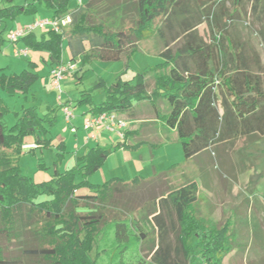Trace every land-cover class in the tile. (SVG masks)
<instances>
[{
    "label": "trees",
    "instance_id": "16d2710c",
    "mask_svg": "<svg viewBox=\"0 0 264 264\" xmlns=\"http://www.w3.org/2000/svg\"><path fill=\"white\" fill-rule=\"evenodd\" d=\"M71 1L26 0L15 4V0H2L6 6L0 8V51L9 31L7 23L19 16H36L39 8L60 22L70 18L67 30L60 25V32L49 30L41 36L32 32L17 41L29 51L46 53L50 70L63 63L65 39L67 45L72 41L77 44L72 57L78 55L84 65L87 58L119 61L126 51L131 54L136 46L156 36L162 46L158 54L162 63L152 69L151 93L146 90L147 75L138 73L132 80L117 78L108 86L101 80L96 83L104 92L101 103H94L91 89L82 92L74 105L86 107L90 115H123L132 111V99L162 98L169 110L157 117L177 133L185 162L218 144L253 135L264 137V70L248 65L244 45L225 30L227 21L245 17L247 5L256 16L262 13L261 0H224L218 2L222 6L219 12L210 10V0H88L70 7ZM103 1L107 6L101 10L97 4ZM225 2L230 3V10L224 9ZM204 20L210 26L209 43L195 31ZM35 68L28 62V68L19 74H6L0 69V89L9 95L26 94L39 79ZM79 70L76 67L74 73ZM7 113L0 99V264H20L17 256L6 253L10 245L21 246L28 238L37 247L21 249L22 253L38 258V264H97L90 257L93 244L98 238L107 239L110 233L113 240L106 251L107 264H123L122 257L131 248L146 247L148 235L138 231L132 237V217L121 219L111 204L121 190L144 184L159 194L140 208L154 230V238L147 245L150 264H193L195 260L222 264L231 252L233 224L228 219L217 224L199 215L196 182L169 188L161 180L174 166L155 176L153 183L139 177L129 182L113 178L102 186L87 182L111 153L140 149L139 143L132 147L125 143L128 132L123 143L91 148L76 158L72 169L60 172L55 167L48 181L34 183L21 173L19 159L25 146L32 151L50 145L44 123L51 128L56 116L41 118L34 108H28L12 127H7L3 122ZM27 137L34 138L35 148L25 142ZM62 144L59 149L63 151ZM59 157L60 163L64 152ZM154 186H164L165 191ZM80 189H87L88 194L78 195Z\"/></svg>",
    "mask_w": 264,
    "mask_h": 264
},
{
    "label": "rangeland",
    "instance_id": "374dc122",
    "mask_svg": "<svg viewBox=\"0 0 264 264\" xmlns=\"http://www.w3.org/2000/svg\"><path fill=\"white\" fill-rule=\"evenodd\" d=\"M25 1L15 0V4H23ZM87 1L83 0V4ZM221 1L224 0H210V10L219 12L222 8L220 6ZM261 4L264 5V0H261ZM76 5L75 0L70 2V7ZM4 6L6 4L0 0V8ZM106 6V1L97 4L101 10ZM223 7L225 10L231 9L229 2H225ZM245 10V17L227 21L225 30L234 41L244 45L248 65L252 69L262 71L264 70V9L257 16L253 13L251 5H247ZM43 12L44 9L39 8L36 16L43 17ZM16 20L20 22L23 17ZM13 23H7L8 29L12 27ZM61 26H63L62 28L65 27L66 30L68 29L67 24H61ZM209 27L207 20H204L195 29L198 36L206 43L211 42ZM47 31L45 30V32ZM37 35L40 36L39 31ZM180 42L181 40L176 42L173 47H177ZM161 47V42L154 36L136 46L133 53L128 54L129 51H126L121 59L116 62H101L87 58L83 65L81 57L75 58V65L80 70L78 73L76 71L74 74L67 75L63 80L64 82L62 81L60 101L58 100V92L54 91L48 82L47 66L41 61L38 62L39 66L35 68L39 79L26 94L9 95L0 89V99L8 108V113L3 118L7 127H12L22 111L28 108H34L41 118L46 115L48 117L56 116V122L51 128H49L48 123H44V127L49 129L45 138L50 141V145L47 148L37 146L32 151L27 149L22 152L19 159L21 173L34 183H42L51 178L55 167L60 172L72 169L76 160L72 151L75 138L71 135L70 127L65 125L61 119L60 106L71 103L68 101L74 102L80 98L82 92L91 89H93L94 103L99 104L104 100V92L96 87V83L102 80L108 86L113 83L114 79L129 81L138 73L147 75L146 90L151 93L154 86L152 69L162 63L158 56ZM35 53L40 52L29 51L27 58L12 57L10 53H6V57L13 58L14 63L18 64L16 69L14 67L7 69L6 74H19L22 70L27 69L28 62L33 59L32 55ZM62 58L64 60L71 58V52L67 47L63 50ZM256 60L259 65H257ZM1 65L3 64H0V67H4ZM42 79L45 84H43ZM131 101L135 108L133 112L135 118H125L127 120L126 133L128 132L129 142L132 144L139 143L140 149L125 153L121 151L111 153L102 166L87 177V182L91 185L102 186L113 178L123 179L125 182H129L135 177L150 179L174 166L175 169L168 173V182L165 180V184L172 188L190 181L196 182L199 197L196 208L201 217L210 219L206 215L213 212L207 209L209 205L212 207L213 203L216 207L218 206L219 210V215L215 216L216 221L218 216H223L227 209L230 212L235 209L237 216L236 223H233L235 226H233L232 250L223 258L222 264H264V137L253 135L245 139L218 144L189 162H185L177 133L175 130L166 127L157 117V115L163 116L168 113L169 108L166 101L162 98L140 102H135L132 99ZM71 108L73 112L78 109V107H72V104ZM136 120L143 122L136 124ZM134 124V127L139 128L137 135L130 133ZM110 138L111 143L105 139H100L99 142H90L89 147L85 149L86 153L96 146L104 148L123 143L113 134ZM25 142L34 144V138L27 137ZM61 143L66 144L67 150L65 148L63 151L59 149ZM62 152H64V159H61L59 163V154ZM83 153L81 151L78 157L86 154ZM55 163H57L56 166ZM163 178L164 176L161 180ZM161 180L159 184H162ZM148 185H140L133 190H121V193L116 196L111 204L113 208L118 210L116 214L121 216V219L132 217V222H129V232L132 237L138 231L148 235L147 245L154 238V230L150 220L144 217V211L140 212V208L153 197H159L157 192L152 193V189L148 188ZM154 188L161 192L165 191L164 186H158V188L154 186ZM77 194H88V190L80 189ZM42 199L43 197L40 198V200ZM249 205H251V210ZM112 240V233L105 240L96 239L90 253L91 259L96 260L97 264H107L106 251ZM192 243L194 245L193 241ZM147 245L141 250H138V247L131 248L123 255L122 263L150 264ZM36 247L37 243L28 238L26 243L21 246L10 245L6 254L17 256L20 259V264H38V258L25 256V253H22V250ZM194 248L195 253H197L198 250L196 247ZM193 264L201 263L199 260H195Z\"/></svg>",
    "mask_w": 264,
    "mask_h": 264
},
{
    "label": "built area",
    "instance_id": "2783aa9c",
    "mask_svg": "<svg viewBox=\"0 0 264 264\" xmlns=\"http://www.w3.org/2000/svg\"><path fill=\"white\" fill-rule=\"evenodd\" d=\"M78 6L83 4V0H75ZM70 22L69 16H67L61 22L57 19H38L31 24L15 27L7 35V41L15 44L19 39L24 36L40 30H52L60 32V25L68 24ZM28 49L21 48L15 49L14 54L26 58L28 56ZM76 70L74 63H61L55 66L49 72V80L52 89L58 92V100H61V83L67 75L73 74ZM64 121L67 126L70 127L72 133L76 132V129L72 125L75 118L71 105L63 104L60 106ZM82 130L86 133V143L89 141H96L99 133L113 134L118 140L123 141L127 131V120L121 115L115 112H105L98 115H90L83 120Z\"/></svg>",
    "mask_w": 264,
    "mask_h": 264
},
{
    "label": "crops",
    "instance_id": "0c3cea01",
    "mask_svg": "<svg viewBox=\"0 0 264 264\" xmlns=\"http://www.w3.org/2000/svg\"><path fill=\"white\" fill-rule=\"evenodd\" d=\"M76 2V1H75ZM43 17H41V18H39V17H37V16H19V17H23V20L22 21H20V22H17V20L16 19H18L19 17H17L16 19H15V21H14V23L12 24V27L9 29V31L6 33V43L4 44V46L1 48V52L0 53H2V54H4V55H2V54H0V64H3V65H1V66H4V67H0V69H4V72L6 73V70L7 69H9V68H13L14 67V69H16L17 67H18V64L15 62L14 63V59L13 58H8V57H6V53H10L11 54V56L12 57H20V56H17V55H15L14 54V51H15V49H21V48H24L23 46H22V44H19V43H15V44H12V43H10V42H8L7 41V35H8V33L11 31V30H13L15 27H21V26H25V25H28V24H31L33 21H35V20H38V19H50V14L47 12V11H45L44 10V12H43ZM40 32V36L41 35H46V33L49 31H47V32H45V31H40V30H37V31H34V34L36 35V36H38L37 35V32ZM67 43H68V41H67V39H65L64 40V42H63V50H64V48L65 47H67V49H69L70 50V52H71V58H70V60H64L63 58H62V62L63 63H67V62H74L75 63V58H77L78 57V55L76 56V57H72L73 56V50H75V49H77V44L74 42V41H72V42H70V45H67ZM28 52H29V50H28ZM28 55H29V53H28ZM28 57V56H27ZM26 57V58H27ZM32 58L33 59H31V61H29L30 63H33L36 67H38L39 66V64H38V62H43V64L44 65H46L47 66V74H48V76H49V62H48V55L46 54V53H35V54H33L32 55ZM72 58H74V59H72ZM25 70V69H24ZM23 71V70H22ZM9 74H11V73H9ZM14 74H16V73H14ZM39 76V75H38ZM116 79H114V81H115ZM113 81V82H114ZM42 82H43V84H45V81H43V79H42ZM48 82H49V84H50V80L48 79ZM64 82V81H63ZM51 86V85H50ZM52 88V87H51ZM68 102H71V103H69V104H72V107H76L75 105H74V103H73V101H68ZM134 107H133V109H132V111L131 112H129V113H125V114H123V115H121L122 117H124V118H135V114H133V112H134ZM87 108L86 107H83V108H78V109H76V111H74V116H75V118H74V120H73V122H72V125L74 126V128L76 129V132L75 133H72L71 132V135L72 136H74V138H75V141H74V144H73V146H72V151L74 152V156L77 158L78 156H79V153L82 151V152H84L83 154H85L86 153V151H85V149H87L88 147H89V144H90V142H99L100 141V139H105V141H111V138H110V134H107V133H99L98 134V138H97V140L96 141H89L88 143H86V133L82 130V123H83V120L88 116V113H87ZM60 113H61V119H62V121H63V123L65 124V121H64V116H63V113H62V110H61V108H60ZM141 122H143V121H135V123L137 124H139V123H141ZM66 125V124H65ZM135 126V124L134 125H132V128H131V130H130V133H133V134H136L137 135V133H138V131H139V128H137V127H134ZM135 135V136H136ZM129 137H132V136H129ZM129 140H130V138H126V141H125V143L128 145V146H134V145H136L137 143H134V144H132V143H130L129 142ZM136 142H138V141H136ZM111 143V142H110ZM28 144V146H30V147H32V148H35L34 147V144H31V143H27ZM64 144V148H65V150H67V146H66V144L65 143H63ZM27 146H25L24 147V150L23 151H25V150H27V148H26ZM31 148V149H32ZM30 150V149H29ZM119 151H121V152H123V153H125V152H127V151H133V150H125V149H121V150H119ZM119 151H117L116 153H119ZM142 151V150H141ZM141 151H139V152H141ZM131 154H133V152H131ZM161 174H163V173H161ZM161 174H156V175H154L153 177H151L150 179H145V177H142V179L143 180H145V181H149V182H151V183H153L154 182V179H156L155 178V176H157V175H161ZM127 178H129V177H127ZM147 178V177H146ZM149 178V177H148ZM121 180H123V179H121ZM127 180V179H126ZM129 180V179H128ZM167 181L168 182V180H167V177H164L163 178V181ZM124 181V180H123ZM169 187H171L170 185H169ZM209 208L207 209L208 211H210V212H213V213H207V215H206V217H208V218H210V220H212L213 222H215V223H217V224H219L220 222H222V221H224V220H226V219H228V220H230L231 222H232V224L233 223H236V213H235V209H234V211H233V213H231L230 211H229V209H227L226 210V212H224V214H223V216H218V218H217V221L215 220V216H217V215H219L218 213V206L216 207V205L213 203L212 204V207H211V205H209L208 206ZM251 208V205H249V209ZM249 209H247L249 212H251ZM230 212V213H229ZM233 226H235V224H233Z\"/></svg>",
    "mask_w": 264,
    "mask_h": 264
}]
</instances>
